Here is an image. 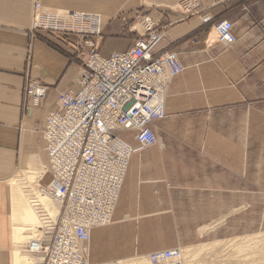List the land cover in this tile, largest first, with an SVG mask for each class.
<instances>
[{
    "label": "crops",
    "instance_id": "crops-1",
    "mask_svg": "<svg viewBox=\"0 0 264 264\" xmlns=\"http://www.w3.org/2000/svg\"><path fill=\"white\" fill-rule=\"evenodd\" d=\"M182 1L42 0L108 17L150 15L165 27L157 52L176 51L186 66L167 86V116L151 125L158 142L137 148L133 133H121L137 149L112 223L91 230V264L170 248L149 239L179 237L180 223L216 221L227 209L257 203L264 180V0H201L195 16L173 10ZM32 11L33 0H0V264H15L10 179L22 156L41 154V140L46 147L44 130L59 93L78 88L79 62L71 60L78 37L33 32ZM114 20L104 25L105 38L95 40L104 57L134 43ZM221 20L234 24L232 45L217 41L213 27ZM28 79L50 87L39 106L25 95ZM152 221L169 222L171 233Z\"/></svg>",
    "mask_w": 264,
    "mask_h": 264
},
{
    "label": "built area",
    "instance_id": "built-area-1",
    "mask_svg": "<svg viewBox=\"0 0 264 264\" xmlns=\"http://www.w3.org/2000/svg\"><path fill=\"white\" fill-rule=\"evenodd\" d=\"M177 8L189 16L200 15L203 10L201 0H184ZM33 18L38 19L33 30L52 28L55 22L68 30L81 29L88 50L76 80L78 89L61 92L58 107L48 117L44 138L49 160L42 177L49 174L51 180L47 185H34L31 196L44 225L24 248L43 255L42 264H91V230L112 223L135 153L121 133H133L142 149L158 142L151 125L167 116V86L186 66L176 51L157 52L166 36L165 27L150 16L138 15L142 35L128 50L109 57L102 56L95 40L89 38L101 33L98 15L76 14L73 21L58 19L35 1ZM205 21H210L209 16ZM233 28L229 20L215 23L217 41L234 44L237 38ZM49 91L39 81L26 82L25 95L34 106L47 99ZM40 194L60 206L55 221ZM149 255L151 264H185L182 249L177 247Z\"/></svg>",
    "mask_w": 264,
    "mask_h": 264
},
{
    "label": "rangeland",
    "instance_id": "rangeland-1",
    "mask_svg": "<svg viewBox=\"0 0 264 264\" xmlns=\"http://www.w3.org/2000/svg\"><path fill=\"white\" fill-rule=\"evenodd\" d=\"M35 1L40 2L44 8L45 5L43 4L42 0H33V7ZM45 7H50V6L46 5ZM61 10L71 11L68 8H62ZM173 10L179 11L177 6H175ZM46 12L51 13L49 11ZM100 13L104 15L102 19L106 20L108 15L104 14V12L101 11L96 12V14L99 15ZM32 16H33V11H32ZM58 16L63 17L61 15ZM137 16L138 15L120 14L109 17V20L110 18L115 17L114 22L116 24L113 25L120 27L119 32L122 31L121 34L124 33V35H127V37H130V39L133 40L136 39L137 36H141L143 32ZM145 16H150V15H145ZM155 21L158 22V19H156ZM55 23H52L53 26L52 28L49 29L40 28V29H34L32 31L33 32L48 31L52 33L75 35L76 37H78V45L76 46V50H75L76 59L75 58L71 59L72 61L77 60V62H79V67L77 68V72H76V79H75L76 82L77 78H79L82 66L86 61L85 52L88 50V48L85 46V42H84L86 41L85 35H82L80 33V31H82L81 29L75 27V28H71V30H68L60 26H57ZM58 23L66 25L62 22H58ZM105 24L106 23H104L103 21L100 35L91 36L89 38H91L92 40H96L98 38H105L104 37ZM116 47H117L116 45L113 46V49ZM116 50H118V48H116ZM41 84L43 83L41 82ZM58 100H59V95H58ZM58 100L56 101V105L53 111L58 107ZM41 144L43 145L42 152L41 154L39 153V155L37 156H40V159L42 160L41 166L44 169L48 165L49 159L46 152V147L42 140H41ZM36 145H38V143H36ZM137 148H141V147L138 146ZM137 148H135V150ZM31 158L32 157L28 158L25 155L22 156L23 160H29ZM16 170H14V173L16 172ZM260 178H264V175L261 174ZM50 180H51V176L48 174L47 176L40 178L39 181L35 183V185H37L38 183H41L42 185H47L50 182ZM262 186H264L263 179L260 180V189L258 193L257 203L253 206L244 205L240 207H235L234 209L233 208L227 209L228 211L226 215H224V213H221V215L219 216V220L216 221H209L202 223L183 222L180 223L179 237H170V236L155 237L149 240H153V241L163 240L162 242H164L167 245L172 244L170 248L177 247L181 249H187L189 255L191 256V258H189L190 261L189 264H264V187L262 188ZM253 201L256 202L254 198ZM222 208L224 207H218V209H222ZM150 224L153 228L154 227L155 228L157 227L159 229L167 228V234L171 233V231L169 232V227H170L169 222H167V225L164 226L162 222L152 221ZM204 226H208V227L205 228ZM164 234H166V232ZM166 249H169V247ZM149 254L134 256L131 257L130 260L137 258L139 259V261H142L143 260L142 257L150 256ZM89 261H90V253H89Z\"/></svg>",
    "mask_w": 264,
    "mask_h": 264
},
{
    "label": "bare ground",
    "instance_id": "bare-ground-1",
    "mask_svg": "<svg viewBox=\"0 0 264 264\" xmlns=\"http://www.w3.org/2000/svg\"><path fill=\"white\" fill-rule=\"evenodd\" d=\"M42 6V4H41ZM46 6V5H45ZM44 11H49L56 15V18H66L67 21H73V15H98L99 17V28L102 30L103 21L107 23L109 17L106 20H103V14L100 13H86L77 12V11H63L59 9V7H45ZM43 7V6H42ZM64 8V7H63ZM106 14V13H105ZM61 15L63 17H59ZM111 15V14H108ZM33 26L38 23V19L33 18ZM216 36V32H215ZM113 49V46L111 47ZM118 49H122L123 47H116ZM114 48V49H116ZM24 147V146H23ZM32 158L29 160H22L21 167L16 170L14 173V177L10 179V183L12 185V193L14 197L13 209H14V221H13V230H12V241H13V251H14V263L15 264H42L44 261L43 255H38L36 253L27 252L24 248L25 244L32 238L38 237L40 231V226L44 225V221L40 218L36 209L34 208L31 202L32 190H36L34 186L37 181L46 173V167L42 168V160L40 156H31ZM46 166V164H45ZM9 182V181H8ZM34 195V194H33ZM40 200L47 210L51 218L55 221L60 212V206L55 203L53 200L39 195ZM13 220V219H12ZM205 228L208 226H204ZM181 249V248H180ZM152 253V252H151ZM183 259L185 264H189V252L187 249H182ZM12 255V254H11ZM43 257V258H42ZM195 258V257H194ZM133 259V258H132ZM142 261L135 258L133 260H119L114 264H151L150 256L142 257ZM130 260V261H128ZM192 262V261H191Z\"/></svg>",
    "mask_w": 264,
    "mask_h": 264
}]
</instances>
